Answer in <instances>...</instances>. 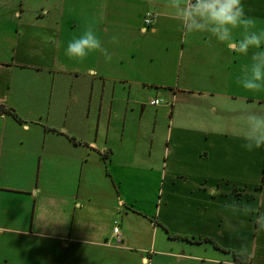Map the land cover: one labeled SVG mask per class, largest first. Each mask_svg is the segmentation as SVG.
Returning <instances> with one entry per match:
<instances>
[{"label": "crops", "instance_id": "0c3cea01", "mask_svg": "<svg viewBox=\"0 0 264 264\" xmlns=\"http://www.w3.org/2000/svg\"><path fill=\"white\" fill-rule=\"evenodd\" d=\"M241 4L220 42L174 0H0V264H264V0ZM89 27L101 50L67 56Z\"/></svg>", "mask_w": 264, "mask_h": 264}, {"label": "clouds", "instance_id": "9594fccd", "mask_svg": "<svg viewBox=\"0 0 264 264\" xmlns=\"http://www.w3.org/2000/svg\"><path fill=\"white\" fill-rule=\"evenodd\" d=\"M174 4L178 9V15L180 18L188 22V31L191 32L195 27V20L197 18L211 23L217 26L214 31L219 33L223 32V35L218 36L220 42H225L228 36V27L233 29L243 24L247 27L252 23V18L243 19L245 16L244 7L241 4V0H174ZM94 29L89 27L85 35L77 40L70 41L67 46L66 55L70 58L84 59L86 50L97 51L101 50V40L93 34ZM229 45L232 43L228 42ZM238 45V51L246 53L250 46L259 48L261 44V36L252 34L245 35L243 40L236 41ZM264 55V54H262ZM255 59V57H253ZM109 59H111L109 57ZM254 80L261 79V71L259 66L253 68ZM259 85L253 82L245 83V88L248 90H259ZM261 125L258 136L248 135L245 139L255 140L256 149L264 146V120L258 121ZM248 151H251V147L245 146Z\"/></svg>", "mask_w": 264, "mask_h": 264}, {"label": "rangeland", "instance_id": "374dc122", "mask_svg": "<svg viewBox=\"0 0 264 264\" xmlns=\"http://www.w3.org/2000/svg\"><path fill=\"white\" fill-rule=\"evenodd\" d=\"M126 136V139H127V141H134V138L132 137V136H130V135H125ZM144 140H146V141H148V139H142L141 140V142L139 143V150L143 153V154H148V150H150V142H145V143H143L142 141H144ZM161 145V144H160ZM156 146H157V144L155 143V145H154V147H152V151L153 152H155V149H156ZM147 184V190L146 191H148V197H147V199H146V201H145V206L147 207V208H150L152 205H153V203H150V200H153V196H152V191H153V187H154V184H153V182L152 181H149L148 183H146ZM148 185L150 186V190H148ZM156 187H157V181H156ZM145 188H143V190H144ZM142 198V197H141ZM143 200H140V203L142 202ZM122 213H118V215L116 216V221H115V223L119 226V228L121 227V218H122ZM136 218V219H135ZM135 218H133L134 220L132 221L133 223H135V224H137V223H139V224H143V228H144V225H145V223H146V221L144 220V219H142V218H140V217H138L137 215L135 216ZM136 220V221H135ZM147 224V223H146ZM147 227L145 226V229H146ZM143 232H146V231H143Z\"/></svg>", "mask_w": 264, "mask_h": 264}, {"label": "built area", "instance_id": "2783aa9c", "mask_svg": "<svg viewBox=\"0 0 264 264\" xmlns=\"http://www.w3.org/2000/svg\"><path fill=\"white\" fill-rule=\"evenodd\" d=\"M192 3H195V0H192ZM152 17H153V13L151 11L146 12L145 18H144L145 23L150 24L152 21ZM163 102H164V99L158 98V97H155L149 100V103L151 105H159ZM113 234L116 237L117 242L119 243L122 239V233L120 231L119 226L116 223L114 224V227H113Z\"/></svg>", "mask_w": 264, "mask_h": 264}, {"label": "trees", "instance_id": "16d2710c", "mask_svg": "<svg viewBox=\"0 0 264 264\" xmlns=\"http://www.w3.org/2000/svg\"><path fill=\"white\" fill-rule=\"evenodd\" d=\"M5 110L4 106L2 104H0V111ZM247 257L242 256V255H237L235 257L236 261L238 262V264H249L247 259Z\"/></svg>", "mask_w": 264, "mask_h": 264}]
</instances>
